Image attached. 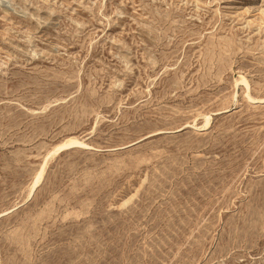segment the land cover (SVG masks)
<instances>
[{
    "label": "rangeland",
    "instance_id": "374dc122",
    "mask_svg": "<svg viewBox=\"0 0 264 264\" xmlns=\"http://www.w3.org/2000/svg\"><path fill=\"white\" fill-rule=\"evenodd\" d=\"M0 264H264V0H0Z\"/></svg>",
    "mask_w": 264,
    "mask_h": 264
},
{
    "label": "bare ground",
    "instance_id": "6f19581e",
    "mask_svg": "<svg viewBox=\"0 0 264 264\" xmlns=\"http://www.w3.org/2000/svg\"><path fill=\"white\" fill-rule=\"evenodd\" d=\"M242 82L246 86V90H247L246 94H247V97L250 100H254V98L250 97V95L248 94L249 87H248L247 81L245 79H242ZM209 122H210L209 121V117H207L206 118V121L202 125V128L203 129L206 128V126L209 125ZM74 146H84V147H87V144H85L84 142L79 141V140H77L75 138H68L63 143H61L60 145H58L53 151H51V152L48 153V155L45 157L43 163L41 164V167L39 168V170H38V172H37V174H36L33 182L31 183L30 190H29V193H28L29 195L28 196H31L33 194V192L36 190V188L41 184L47 159L50 156H52L53 154H55L57 151L59 152L60 150L68 149V148H71V147H74Z\"/></svg>",
    "mask_w": 264,
    "mask_h": 264
}]
</instances>
